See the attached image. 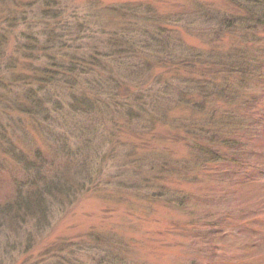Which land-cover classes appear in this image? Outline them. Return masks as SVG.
Instances as JSON below:
<instances>
[{"label": "rangeland", "instance_id": "374dc122", "mask_svg": "<svg viewBox=\"0 0 264 264\" xmlns=\"http://www.w3.org/2000/svg\"><path fill=\"white\" fill-rule=\"evenodd\" d=\"M236 2L0 0V206L42 196L0 264H264V0ZM54 46L78 83L36 94ZM215 134L228 161L195 151Z\"/></svg>", "mask_w": 264, "mask_h": 264}, {"label": "trees", "instance_id": "16d2710c", "mask_svg": "<svg viewBox=\"0 0 264 264\" xmlns=\"http://www.w3.org/2000/svg\"><path fill=\"white\" fill-rule=\"evenodd\" d=\"M230 1L238 4L236 2V0H230ZM139 7L142 8L143 6L140 5ZM139 7H136V8L139 9ZM95 12H98V11H95ZM115 13L116 14L114 16L117 19V21L120 24H125L124 26L122 25L120 27L121 31L117 30V32L114 34L116 36V38H120V40H117V41H120L119 42L120 45H117V46H119L121 53H122V50L125 49L126 52L124 54H126V56H134L137 53H139L140 48L138 47V44L136 42H131L129 40H125L124 38L119 37L118 35H120L121 33H124V32L126 33L128 31L127 28L129 27V25L132 24V20L135 19L136 13H135V11H131V9H129V7L125 8L123 10L116 11ZM53 18L58 21L57 23L60 26L67 25L66 24L67 23L66 18L64 16H62V14L54 12ZM31 37H32L31 41L32 40L36 41L38 39L34 36H31ZM55 37H58V36H54L52 38V34L50 35V38H52L53 42L56 39ZM59 43H61V41ZM63 43H65V44H64L62 49L67 47V43L66 42H63ZM51 48L52 49H49V50H48V48H45L43 50V53L45 56H48L50 58V60H52V63H49V65H46V67L43 70V74L35 76L34 82L32 81V83H37V86H38V89H36V88L31 89V91L36 93V94H38V92L43 91L44 89L50 90L51 87L53 88L54 85H57V87L62 88V87L67 86L70 83H74V84L78 83V82H76V79H79V77H75V79L69 78L68 80L64 79L67 72L72 74L73 69L78 67V63H76L77 59H75V58L70 59L69 58L68 61L70 63L65 64L64 62L57 59L56 55L58 54V52L56 53V55L54 54V51H56L57 48L55 46L51 47ZM60 48H61V44H60ZM162 49H165V47H163ZM96 51H99V50H96ZM64 54H66V53H64ZM66 55H65V57H67ZM1 57H2V55H1ZM3 57H6V56H3ZM108 57L109 56L107 54H103L102 52H92L87 57L81 58L80 61L82 63L86 64L87 65L86 67H89V68H94V67H98V66L102 67V65H105L104 61H106V59ZM162 63L164 64V66H166L167 65L166 59H163ZM159 67L162 68L163 66L160 64ZM84 69H86V68H84ZM84 74H88V71ZM36 77L38 79H36ZM96 79H98V78H95V80ZM87 80H89V79H87ZM34 86H36V85H34ZM89 86L90 85L87 86L88 89H90ZM124 89L125 90H122V91H125V93L129 92V90H126L128 88L125 87ZM72 90H74V89L72 88ZM50 91H52V90H50ZM84 94H85V92H84ZM205 135H206V133L204 134V136ZM204 136L202 134H200L199 137H196V140L202 141L200 138L203 139ZM216 138H218V137L215 134L213 136L212 140H210L206 144H201V143L197 142L196 143L197 146L195 148V151L197 153H199L200 155L206 154L207 157H209L211 161H212V158L214 159L215 162H217V161L218 162L219 161H228L229 160L228 155L224 154L222 151H223V148L230 149V145L227 144V140H224L222 138H221V140H217ZM205 140H206V138H205ZM234 143L239 144L236 141H234ZM216 145H217V147H221L220 148L221 150H218ZM232 149L235 150L237 148H232ZM244 154H246V153H244ZM244 154H242V155H244ZM230 162L231 163L233 162L234 164L236 163L237 166L241 165L240 163H237L238 159H233ZM24 187H25L24 184L18 183V186L16 189L17 193H16L15 198L13 200H10L6 204H4L5 206H3V207L0 206V220L1 219H2V221L7 220L8 222L13 221L12 219L24 221V219H26V218L28 219L30 217H33V214L36 212L37 209H39V208L41 209L42 202L40 200L42 199L41 198L42 196H40L37 201H36V199H34V197L37 196V194H38L36 192L25 197V195H23ZM27 192H30V191L28 190Z\"/></svg>", "mask_w": 264, "mask_h": 264}]
</instances>
